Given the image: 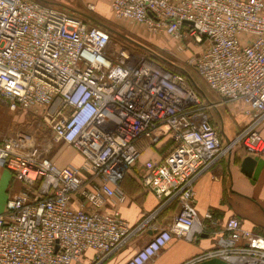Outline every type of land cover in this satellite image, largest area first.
Returning a JSON list of instances; mask_svg holds the SVG:
<instances>
[{
	"label": "built area",
	"instance_id": "built-area-1",
	"mask_svg": "<svg viewBox=\"0 0 264 264\" xmlns=\"http://www.w3.org/2000/svg\"><path fill=\"white\" fill-rule=\"evenodd\" d=\"M55 6L0 0V107L37 116L52 143L72 146L83 165L58 167L48 156L51 143L39 145L21 129L0 135V167L22 185L0 214V264H100L118 250L134 227L104 207L112 198L126 201L119 184L137 162L141 138L170 142L137 178L160 207L175 200L179 210L125 264H146L173 237L207 235L212 212L199 216L194 207L197 177L220 152L237 148L264 159L257 128L264 118V0H109L114 18L199 48L187 64L250 119L223 149L181 68L112 44L106 29ZM213 234L215 246L184 264L234 256L264 264V238L238 219ZM88 251L95 257L85 263Z\"/></svg>",
	"mask_w": 264,
	"mask_h": 264
},
{
	"label": "crops",
	"instance_id": "crops-1",
	"mask_svg": "<svg viewBox=\"0 0 264 264\" xmlns=\"http://www.w3.org/2000/svg\"><path fill=\"white\" fill-rule=\"evenodd\" d=\"M231 103L224 105L223 102H220L219 104V106L224 105L231 108L237 121L236 127H232V124L227 122L221 124V133L218 134L219 137L223 134L225 141L234 138L242 126L250 120L241 114L239 103ZM257 128L264 138V118ZM166 142L167 139L164 138L153 146L143 138L139 139L136 146L140 153V161L162 159L170 148V144H166ZM73 153V159H63L62 152L52 160L58 167L74 166L79 168L83 165V159L74 149ZM245 157L247 155L242 149L236 148L231 152H220L195 180L194 207L197 213L202 216L207 211L212 212L214 225L210 226L211 222L206 221V224L209 225V233L192 242L173 237L170 243L146 264H184L199 254L211 250L215 246V234L213 233L222 229L224 223L230 218L238 219L242 229L264 238V164L256 179L251 181L241 169ZM262 160L264 161V159ZM140 170L141 166H134L119 184L126 196V201L123 204H117L112 198L104 207L105 211L118 210L121 218L135 230L133 229V232L118 250L100 264H125L150 240L154 233L152 228H167L179 210L178 203L174 200L170 203L176 202V209L172 212H164L170 203L160 207L154 194L145 189L138 180L136 172ZM21 191L22 185L13 178L10 172L0 167V214L4 211L6 201L19 195ZM94 257V252H86L85 263H90ZM196 264H245V261L240 256L215 257Z\"/></svg>",
	"mask_w": 264,
	"mask_h": 264
},
{
	"label": "rangeland",
	"instance_id": "rangeland-1",
	"mask_svg": "<svg viewBox=\"0 0 264 264\" xmlns=\"http://www.w3.org/2000/svg\"><path fill=\"white\" fill-rule=\"evenodd\" d=\"M37 1L44 6L58 5L59 7H65L74 12L75 15L81 16V18L85 16L91 17L108 30L111 41H113L112 44L119 42L123 47H126L129 51L136 52L135 54L138 55H143V53L147 51L149 52L148 56L155 60L161 58L178 66V68H181L183 72L185 71L195 82L197 90L199 89L202 92V95L200 94L199 96L197 94L198 91L190 85L198 96L199 106L206 110V114L217 132L221 133L220 127L223 122L230 123L232 124V127H236L237 121L233 116L232 109L224 106L225 104L228 105L232 103L226 102L224 105L219 106L221 102L220 98L208 89L195 69L187 64V62L196 57L199 52V48L193 46L191 42L176 41L165 34H152L142 25H135L114 18L109 12V0ZM88 4H93L95 9L93 11L88 10ZM88 24L94 25V23L90 21ZM120 38H126V40ZM17 129L32 134L36 143L39 145H45L44 142L47 139V142L51 143V149L48 155L50 158L54 159L55 156L58 154L60 155L62 152L63 159L70 160L74 158V148L63 143H52L49 132L50 130L41 124L39 119H37V116L28 111L10 112L8 109L0 107V135H7ZM219 138L221 148L225 147L229 141L234 139L232 137L231 140L225 141L223 134ZM145 162H141L140 156H138L135 166H143ZM140 173V171L136 172L137 177Z\"/></svg>",
	"mask_w": 264,
	"mask_h": 264
},
{
	"label": "water",
	"instance_id": "water-1",
	"mask_svg": "<svg viewBox=\"0 0 264 264\" xmlns=\"http://www.w3.org/2000/svg\"><path fill=\"white\" fill-rule=\"evenodd\" d=\"M264 161L256 157L247 156L242 161L241 169L251 181H254L262 168Z\"/></svg>",
	"mask_w": 264,
	"mask_h": 264
},
{
	"label": "trees",
	"instance_id": "trees-1",
	"mask_svg": "<svg viewBox=\"0 0 264 264\" xmlns=\"http://www.w3.org/2000/svg\"><path fill=\"white\" fill-rule=\"evenodd\" d=\"M84 15V14H83ZM85 16V15H84ZM86 18H88V19H90L93 23H95V24H97L98 26H100V27H102V28H104V29H106L102 24H100L98 21H96V20H94L93 18H91V17H88V16H85ZM107 30V29H106ZM108 31V30H107ZM120 39H123V40H126V38L124 39V38H120ZM124 42H126V41H124ZM137 45V44H136ZM138 46V45H137ZM139 47V46H138ZM147 52V51H146ZM149 53V52H148ZM159 58V57H158ZM156 61H158V62H160L161 64H163L162 66H164V67H166V68H168V69H170V70H175L176 68H175V66H173L172 65V63H170V62H167V61H165V60H163V59H161V58H159L158 60H156ZM184 75H185V77L187 78V80H188V82H189V84L192 86V87H194L196 90H197V87H196V84H195V82L191 79V77L184 71ZM198 91V95L200 96V94L202 93L199 89L197 90ZM202 95V94H201ZM166 144H170V142L167 140V142H166ZM125 177V176H124ZM176 209V202H173L172 204L170 203L167 207H166V209L164 210V212H172V211H174Z\"/></svg>",
	"mask_w": 264,
	"mask_h": 264
}]
</instances>
